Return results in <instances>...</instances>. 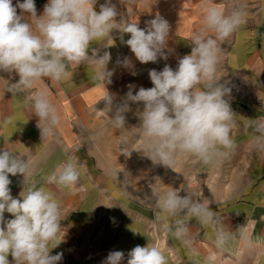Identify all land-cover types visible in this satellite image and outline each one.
<instances>
[{
    "label": "clouds",
    "instance_id": "obj_1",
    "mask_svg": "<svg viewBox=\"0 0 264 264\" xmlns=\"http://www.w3.org/2000/svg\"><path fill=\"white\" fill-rule=\"evenodd\" d=\"M97 2L48 0L43 13L37 15L35 0H17L15 5L13 0H0V71L15 72L19 76L16 83L6 85L5 92L13 96L25 94V107L38 117L42 140L58 139L60 117L47 92L33 90L37 81L47 78L62 82L68 77L71 66L85 64L95 69L97 83L112 82L114 70L107 68L111 53L103 51L101 54L100 49L93 48L89 55L91 42L112 38L110 33L118 29L121 42L141 64L168 59L170 24L165 18L157 14L141 29L138 23L128 22V19L121 18L117 22L118 11L112 0L100 4L99 12L94 8ZM201 7L203 25L190 38L191 53L179 58L175 69L165 64L160 71L149 70L153 87H140L133 94L135 86L129 85L118 102L108 93L103 98L102 111L108 116L111 113L109 124L117 129L125 127L126 113L132 111L131 105H137L135 115L141 121L137 139L141 143L134 150L153 164L174 172L184 161L215 168L237 148L232 137L237 115L230 106L231 81L220 82L217 73L221 44L245 25L249 13L246 5L222 9L212 0H203ZM210 32L214 35H209ZM124 34H130V38L124 40ZM116 63L132 67L128 57ZM245 127L254 133L252 149L264 153V116L249 119ZM124 148L125 145L122 154L130 157L133 150L129 152ZM25 156L8 147L0 149V264H9V254L14 264H59L63 253L51 255L50 250L63 239L60 238L64 218L61 202L45 187H38L37 182L28 183L35 168L27 156L23 158ZM10 174L23 176L24 187L19 198L11 195ZM82 174L78 159L70 156L47 175L45 182L71 189L80 183ZM112 175L117 178L118 172L113 169ZM182 190L187 194L181 196ZM145 198L153 204V221L190 253L195 243L189 227L192 219L212 229L213 247L218 256L237 241L245 248L255 247L245 227L235 232L225 229L217 213L204 202L208 199L203 198L201 192L172 187L152 192ZM5 212L14 218L5 219ZM124 261L123 251H110L101 264H123ZM127 264H168V258L159 247L148 243L131 249L127 253Z\"/></svg>",
    "mask_w": 264,
    "mask_h": 264
},
{
    "label": "crops",
    "instance_id": "obj_2",
    "mask_svg": "<svg viewBox=\"0 0 264 264\" xmlns=\"http://www.w3.org/2000/svg\"><path fill=\"white\" fill-rule=\"evenodd\" d=\"M16 2L17 0H13V5ZM47 2L48 0H35L37 15L43 13ZM202 2L203 0H122L121 3V0H112L118 11L117 22L121 18L128 19V22L138 23L143 29L145 22L157 14L165 18L170 24L166 48L168 52L178 53L179 58L191 53L193 45L190 38L203 25ZM212 2L222 9L246 5L249 15L245 25L221 44L228 46L223 47L227 61L224 66L218 64V71L225 69L232 79L230 106L237 115L232 137L237 148L228 158L229 184L219 185L220 199L209 203V207L217 213L226 230L235 232L239 227H245L255 247L248 249L237 241L223 255L218 256L213 247L212 229L202 227L192 219L189 227L195 237L194 251L190 253L180 241L164 232V254L168 258V264H264V153L252 149L254 133L245 127L249 119L264 116V12L260 11L264 9V0ZM103 3L105 0H98L94 5L97 12ZM17 13L20 14V9H17ZM110 35L113 39L103 38L98 42H91L89 47V55L93 48L100 49L101 54L103 51L111 53L107 68L114 70V75L110 84L97 83L95 69L85 64L71 66L68 77L62 82L43 78L34 84L33 90L46 91L57 108L60 117L58 139L42 140L37 127L38 117L25 107V94L13 96L12 93L5 92L6 85L9 82L16 83L19 76L15 72L0 71V149L8 147L13 152L26 155L35 168L28 183L37 182L38 187H45L60 200L62 218L64 217L61 220L63 231L60 238L63 239L57 247L50 250L51 255L63 253L59 264H101L110 251H123V264H127V253L135 246L157 244L153 235L158 223L153 221L152 210L136 204L128 207L114 206L106 199V192L109 191L93 190L94 181H104L107 178L94 172L96 170L92 168L91 148L86 146L89 144L93 108L104 102L103 98L107 93L114 96L123 92L126 85L137 84L135 80L139 78L138 72L141 69V63L136 60L129 47L121 42L119 30L113 29ZM209 35L214 33L210 32ZM129 38L130 34H124V40ZM124 57L131 60L132 67L125 68L116 63ZM171 62L168 65L175 69L177 64L173 66ZM26 156L23 158L27 159ZM70 156L77 158L82 166L80 183L71 189L47 185V175ZM9 179L12 181L9 185L11 195L19 198L24 187L23 176L10 174ZM111 191L114 193V190ZM4 215L5 219L14 218L7 212ZM151 225L154 227L153 231ZM8 260L9 264H14L10 254Z\"/></svg>",
    "mask_w": 264,
    "mask_h": 264
},
{
    "label": "rangeland",
    "instance_id": "obj_3",
    "mask_svg": "<svg viewBox=\"0 0 264 264\" xmlns=\"http://www.w3.org/2000/svg\"><path fill=\"white\" fill-rule=\"evenodd\" d=\"M228 43V42H227ZM228 47L221 45L222 53L220 54V65L224 66L227 61V54L224 53V48ZM168 52V49L166 48ZM178 54V53H177ZM173 51L169 50L168 59H158L156 63L149 62L141 64L139 70V78L135 80V88L133 94L138 91L140 87L151 88L153 84L149 78V70L156 69L160 71L165 64L171 62L175 66L179 58ZM220 82L225 80L231 81L229 86L232 87V79L227 74L225 69H221L217 73ZM138 77V75H136ZM129 90L128 85L124 87L123 92L115 94L114 97L118 102L121 100L125 93ZM232 100V93L230 102ZM132 111L126 113V123L123 128H115L109 124L111 113L109 116L103 112L104 102L94 106L92 123L90 125V134L88 135L89 144L86 145L92 153L93 169L96 174L105 176L104 181H94L93 190H105L107 193V200L114 206H130L131 204L140 205L153 211V204L145 198L146 195L150 196L152 192L158 190H167L169 188H189L191 191L201 192L202 197L208 200L206 204L211 203L218 199L219 185L222 183L229 184L230 167L228 158L224 160L219 166L209 168L200 163L195 165L188 161H184L176 166L175 172L171 169L165 168L161 165L153 164L148 158L144 157L141 153L136 152L134 149L139 147L141 141L137 139L141 121L135 115L137 105H131ZM142 111V105L140 106ZM125 151H132L130 157L122 154L121 149L124 147ZM118 172L117 178L112 175V170ZM114 190V193L111 191ZM187 193L183 190L180 192L181 196ZM220 199V198H219ZM122 201V204H121ZM202 202V201H201ZM130 203V204H129ZM110 205V206H112ZM122 226H118L121 228ZM151 230L154 227L151 225ZM156 246L163 252L165 249L164 231L162 226L158 223L156 226L155 235Z\"/></svg>",
    "mask_w": 264,
    "mask_h": 264
}]
</instances>
